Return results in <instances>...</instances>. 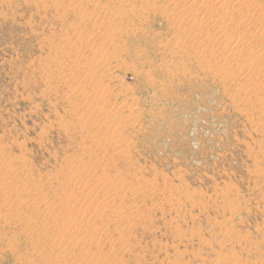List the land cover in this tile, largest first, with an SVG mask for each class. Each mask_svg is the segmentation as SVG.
I'll use <instances>...</instances> for the list:
<instances>
[{"label":"rangeland","instance_id":"1","mask_svg":"<svg viewBox=\"0 0 264 264\" xmlns=\"http://www.w3.org/2000/svg\"><path fill=\"white\" fill-rule=\"evenodd\" d=\"M0 264H264V0H0Z\"/></svg>","mask_w":264,"mask_h":264}]
</instances>
